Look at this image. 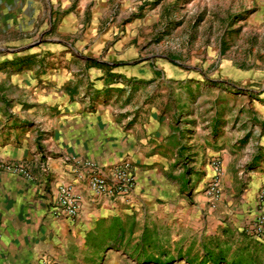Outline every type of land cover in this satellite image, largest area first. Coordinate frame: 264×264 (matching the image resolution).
<instances>
[{
    "label": "crops",
    "instance_id": "1",
    "mask_svg": "<svg viewBox=\"0 0 264 264\" xmlns=\"http://www.w3.org/2000/svg\"><path fill=\"white\" fill-rule=\"evenodd\" d=\"M145 1L123 0L121 10L125 16L117 18L113 25L125 27L127 35L132 28L157 27L162 21V4L145 6ZM101 4L109 5L108 0H101ZM248 9L237 25L242 35L255 36L262 43L260 53L264 54V0H255ZM244 10L239 5L237 11ZM15 20L10 18L8 29L18 34L21 26ZM63 25L70 23L63 21ZM134 33L138 30L133 29L131 34ZM101 35L87 45L86 54L76 61L65 54L52 58L53 65L45 67V72L41 64L30 68L14 66L7 74L0 72V116H4L0 117V162L24 166L28 173L24 176L0 170V264H38L42 256L53 264H264L257 259H208L199 263L185 257L165 263L131 258L129 230L125 226L131 213L144 221L153 218L160 222L163 217L151 207L139 211L150 198L144 190L154 185V173L146 166L155 162L166 166V160L158 154L167 149L176 153L179 147L167 146L169 133H160L159 126L167 119L162 114L163 106L167 101L176 108L190 104L182 91L180 102L175 89L167 100L156 85L144 82L159 71L160 87L173 90L178 81L174 70L118 68L112 72L121 74L129 84L109 83L103 68L91 65L100 62L91 55L90 48L103 45ZM253 48L255 56L258 46ZM56 50L52 52L58 53ZM181 86L186 87L185 81ZM246 108H250V116L242 115L239 123V138L248 134L246 141L233 150V158L225 149L221 152L223 193L218 204L222 225L231 221L241 236L260 214L264 215V206L257 199L264 187V99L253 100ZM191 136L195 139L191 133L187 137ZM198 148H206L202 140L187 143L189 150ZM67 155L94 161L103 168L130 161L136 179L132 196L126 202L94 198L64 161ZM228 162L232 163L234 176L229 191ZM204 168L209 175L210 166ZM61 184H72L83 199L80 218L72 224L51 214L55 188ZM151 189L155 192L154 187ZM197 199L201 205L207 202L204 193ZM130 205H134L133 210L128 208ZM192 218L193 213L186 210L178 219L190 222ZM187 244L190 247L191 243Z\"/></svg>",
    "mask_w": 264,
    "mask_h": 264
},
{
    "label": "rangeland",
    "instance_id": "2",
    "mask_svg": "<svg viewBox=\"0 0 264 264\" xmlns=\"http://www.w3.org/2000/svg\"><path fill=\"white\" fill-rule=\"evenodd\" d=\"M122 1L108 0L109 5L102 6L101 0H0V72L7 74L11 67L30 68L37 64L45 72V67L53 65L52 58L65 54L76 61L101 34L103 45L90 48L91 55L100 62L91 65L102 67L109 83H128L121 74L112 72L118 68L176 71L178 81L173 90L160 87L159 71H154L153 78L144 80L147 85H156L159 93L162 90L163 99L170 100L174 89L179 102L180 96L186 94L190 106L179 104L176 108L171 101L163 106L162 114L167 119L160 124V133L162 136L169 133L167 146L179 147L176 153L167 149L158 154L166 160V166L157 162L146 166L154 173V185L144 190L150 198L139 211L151 207L163 217L160 222L153 218L144 221L131 213L125 224L129 230L130 256L165 263L185 257L199 263L208 259L264 261V243L249 231L241 236L232 228L231 221L226 220L224 226L218 219L223 193L221 152L225 149L234 157L233 150L248 137L245 134L239 138L240 117L250 116L246 105L264 99L262 43L255 36L242 35L237 25L241 14H247L255 0H147L143 5L162 4L161 23L157 27L132 28L128 35L125 27L113 25L117 18L125 16ZM239 5L245 10L237 11ZM11 17L17 18L15 23L21 26L18 34L8 29ZM63 21L70 25L64 26ZM133 29L138 33L131 34ZM253 46H258L255 56ZM53 49L58 53L52 52ZM183 81L186 87L181 86ZM185 117L183 121L181 118ZM189 133L195 139L187 137ZM189 140H202L204 152L201 148L187 149ZM217 158L221 160V194L216 209L211 210L207 202L201 205L197 198L204 193V182L213 175L212 170L207 175L204 166L212 169L211 162ZM0 165L11 163L0 162ZM226 171L229 191V185L233 188L234 183L231 162ZM128 208L133 210L134 205ZM186 210L193 213L190 222L178 219ZM189 242L191 245L187 247Z\"/></svg>",
    "mask_w": 264,
    "mask_h": 264
},
{
    "label": "built area",
    "instance_id": "3",
    "mask_svg": "<svg viewBox=\"0 0 264 264\" xmlns=\"http://www.w3.org/2000/svg\"><path fill=\"white\" fill-rule=\"evenodd\" d=\"M64 161L71 166L76 178L82 180L86 190L94 197H101L113 201L126 202L132 196L136 179L132 164L124 160L117 165L103 168L94 161L82 159L73 155L64 157ZM213 175L204 183L203 192L211 210L216 209V202L221 194V160L213 159L211 162ZM27 176L28 173L22 166L0 165V170ZM258 202L264 206V187L257 195ZM83 208L81 194L72 184L56 186L55 194L51 201V214L63 218L69 223H74L80 218ZM251 232L259 241L264 243V215L260 214L252 226ZM38 264H53L50 259L42 256Z\"/></svg>",
    "mask_w": 264,
    "mask_h": 264
}]
</instances>
